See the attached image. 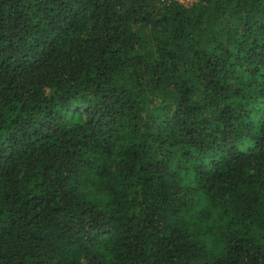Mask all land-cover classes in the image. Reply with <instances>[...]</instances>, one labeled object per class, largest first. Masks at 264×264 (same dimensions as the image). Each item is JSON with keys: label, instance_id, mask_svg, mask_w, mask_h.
Instances as JSON below:
<instances>
[{"label": "trees", "instance_id": "1", "mask_svg": "<svg viewBox=\"0 0 264 264\" xmlns=\"http://www.w3.org/2000/svg\"><path fill=\"white\" fill-rule=\"evenodd\" d=\"M0 264H264V0H0Z\"/></svg>", "mask_w": 264, "mask_h": 264}, {"label": "built area", "instance_id": "2", "mask_svg": "<svg viewBox=\"0 0 264 264\" xmlns=\"http://www.w3.org/2000/svg\"><path fill=\"white\" fill-rule=\"evenodd\" d=\"M181 3L188 4L189 0H178Z\"/></svg>", "mask_w": 264, "mask_h": 264}]
</instances>
